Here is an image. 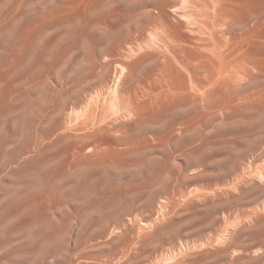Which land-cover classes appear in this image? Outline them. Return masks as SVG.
I'll return each instance as SVG.
<instances>
[{
    "label": "rangeland",
    "instance_id": "1",
    "mask_svg": "<svg viewBox=\"0 0 264 264\" xmlns=\"http://www.w3.org/2000/svg\"><path fill=\"white\" fill-rule=\"evenodd\" d=\"M0 264H264V0H0Z\"/></svg>",
    "mask_w": 264,
    "mask_h": 264
},
{
    "label": "bare ground",
    "instance_id": "2",
    "mask_svg": "<svg viewBox=\"0 0 264 264\" xmlns=\"http://www.w3.org/2000/svg\"><path fill=\"white\" fill-rule=\"evenodd\" d=\"M223 53H224V52H222V53L219 55L220 63L217 64V66H218L219 68L217 69L216 73L219 75V77H216L215 75H213L212 69L209 70V77H208L207 82H209L208 84H209L210 86H211V84H213V86H214V85L216 86V87L214 86L215 88H213V86H212L213 89L210 87V90H209V91H210V92H211V91H212V92L214 91V92L209 94V91H208V92L205 93L206 95H204V93H203L202 96L210 97V96H212V94H216L215 96L217 97V96L219 95V94L217 95V93H219L218 91H220L221 89L224 90V89L222 88V87H223V84H224V87H225V85L228 87V86H230V83L233 82V84H234V81H235V83L237 82V80H235V77H236V76L234 77L233 75H226V74H225V72H226V70H227V67H226V66H227V63H224V64H223V62H225V61L227 60V58H228L227 56H229L230 54H227V55H226V54L224 53L225 56L227 57V58L225 59V58H224L225 56H224ZM223 56H224V57H223ZM223 58H224V59H223ZM238 58H239V57H237V59H238ZM234 61H236V60L234 59L232 62L234 63ZM235 63H237V61H236ZM235 63H234V64H235ZM222 64H223V65H222ZM229 66H230V64H229ZM243 66H244V65H243ZM161 67H162V66H161ZM210 67H211V66H210ZM240 67H242V66H240ZM240 67L238 66V68H240ZM247 68H248V67H247ZM163 70H164V69H163ZM206 70H207V69H206ZM166 71H167V70H166ZM168 71H169V70H168ZM233 72H234V71H233ZM246 72H247V71H246ZM236 73H237V72H236ZM247 73H248V72H247ZM233 77H234V78H233ZM233 79H234V80H233ZM227 82H228V83L230 82V83L228 84ZM203 83H205V82H203ZM225 83H226V84H225ZM233 84H231L232 87H233ZM237 84H238V82H237ZM241 85H242V84H241ZM196 87H197V86H196ZM234 87H235L236 90L239 88L238 86L236 87V85H234ZM241 87H242V86H241ZM228 88H229V90L231 91V87H228ZM228 88H227V89H228ZM243 88H244V86H243ZM196 89H197V88H195V90H196ZM211 89H212V90H211ZM240 89H241V88H240ZM229 90H226V91L229 92ZM236 90H235V91H236ZM241 90H243V89H241ZM215 91H216L217 93H216ZM232 92H233V88H232ZM238 92H239V91H238ZM249 92H250V91H249ZM220 93H221V95H219V96H223V95H225V94L222 95L223 91H222V92L220 91ZM226 93H227V92H226ZM229 93H230V92H229ZM254 93H255V95L257 94L256 92H254ZM208 94H209V96H208ZM227 94H228V93H227ZM230 94H235V97H236V98H235L234 96L228 94L229 97H230V99L227 100V101H230V102H231L232 99H234V100L238 99V98H237L238 95L236 96V93L233 92V93H230ZM250 94H251V93H250ZM194 95H195V94H194ZM213 96H214V95H213ZM231 96H232L233 98H232ZM250 96H251V95H250ZM186 97H188V96H186ZM223 97H225V98L228 99L227 96H223ZM223 97H222V98H223ZM243 97H244V96H243ZM254 97H255V96H254ZM258 97H259V96H258ZM114 98H115L116 101H117V97L114 96ZM231 98H232V99H231ZM244 98H245V97H244ZM244 98H240V99H244ZM248 98H249V97H248ZM190 99H191V98H190ZM190 99H189V100H190ZM120 100H121V99H120ZM208 100H210V99H208ZM217 100H219V99H217ZM217 100H216V101H217ZM221 100H222V99H220V103H219V101H217V102L219 103L218 107H219V106H220V107H221V106L223 107V104H222V103H224V101L221 102ZM223 100H224V99H223ZM225 100H226V99H225ZM238 100H239V99H238ZM246 100H247V99H246ZM246 100H244V101H243L244 103H243V102H242V103H243V104L247 103ZM248 100H249V99H248ZM254 100H255V99H254ZM114 101H115V100H114ZM116 101H115V102H116ZM206 101H207V100H206ZM206 101H205V102H206ZM210 101H211V100H210ZM216 101H213L211 107H212V108L215 107L214 109L219 110L220 108L217 107V104H214V102L216 103ZM232 101H233V100H232ZM240 101H241V100H240ZM118 102H119V101H118ZM124 102H125V100H124ZM191 102H192V101H191ZM198 102H199V101H198ZM230 102H228L229 104L225 106V103H226V101H225V103H224V108L228 107L227 109H230L229 111H232V112H233V110H231V109L234 108V107L237 106V105H235V103L232 102V103L234 104V105L232 104V106H234V107H232ZM235 102H236V101H235ZM112 103H114V102H112ZM195 103H196V102H195ZM237 103H238V102H237ZM253 103H254V102H253ZM253 103H252V104H253ZM116 104H117V102H116ZM119 104H121V106H122V104H123V106L125 107V106H128L127 104H129V102L125 104V103H122V101H120V103H118V105H119ZM124 104H125V105H124ZM196 104L198 105V103H196ZM210 104H211V102H210ZM220 104H221V105H220ZM239 104H240V106H241V103H240V102H239ZM239 104H238V106H239ZM243 104H242V106H243ZM250 104H251V103H250ZM250 104H249V105H250ZM254 104H256V103H254ZM118 105H116L117 108H119ZM194 105H195V104H194ZM197 105H196V106H197ZM213 105H216V106L213 107ZM123 106H122V110H123V108H124ZM229 106H230V107H229ZM238 106L236 107V110H237L238 113H239V110H241V107H242V106H241L240 108H239ZM244 106H245V105H244ZM114 107H115V105L113 106V108H114ZM216 107H217V108H216ZM222 107H221V109H224V108H222ZM248 107H249V106H248ZM250 107H251V106H250ZM91 108H92V107H91ZM209 108H210V105H209ZM237 108H238V109H237ZM245 108H246V107H245ZM214 109H212V110L214 111ZM234 109H235V108H234ZM92 110H94V108H93ZM119 110H120V109H119ZM210 110H211V108H210ZM225 110H226V109H225ZM236 110H235V111H236ZM220 111H221V110H220ZM235 111H234V112H235ZM89 112H92V111H89ZM201 112H202V111H201ZM206 112H207V110H206ZM215 112H216V111H215ZM215 112H214V113H215ZM207 113H208V112H207ZM235 113H236V112H235ZM240 113H241V112H240ZM199 114H201V113H198L197 116H201V115H199ZM215 116H216V114H215ZM215 116H214V117H215ZM216 117H217V116H216ZM216 117H215V118H216ZM192 118H193V117H192ZM192 118H191V119H192ZM195 120H196V119H195ZM190 121H191V120H190ZM198 121H199V120H198ZM198 121H197V122H198ZM190 123H191V122H190ZM195 125H197V123H196ZM193 128H194V127H193ZM197 128H198V126H197ZM195 129H196V128H195ZM122 143H123V142H122ZM124 143H125V142H124ZM124 143H123V145H122V144L120 145L119 142H118L117 144H115V145H118V146L120 147V149H119V147L117 146V148H118V149H117V153H118V154H115V153H116V148H114V150H115L114 152H113V150H111L113 153H110V148H109L108 146H107L106 148H107V150H108V148H109V150H108V151L105 150L106 148L104 147V148L102 149V153H104L103 151H106V153L108 154V158H110V157H109V153H110V155H111V154H112V155L114 154L113 156L118 155V156L115 157L116 160H117V157H118V160H119L120 164H122L121 162L123 161L124 165H126V164H127L126 161L123 160L122 157L119 158V155H120V153L122 152V150H124L125 152H127V151L129 150L128 148L131 149V146H130V144H127V145L130 146V147H129V146L127 147V145L125 144L126 148L128 149V150L126 151V148H125V149H124V148L122 149V147L124 146ZM113 144H114V143H113ZM115 145H113V147H115ZM125 146H124V147H125ZM110 147H111V146H110ZM113 147H111V149H112ZM97 148H99V147H97ZM132 148L134 149L133 146H132ZM100 150H101V149H100ZM100 150H98V151L100 152ZM118 150H119V151H118ZM131 150H132V149H131ZM131 150H129V151H131ZM108 152H109V153H108ZM125 152H124V154H123V152H122V156H123V155L126 156V155L128 154V152H127V154L125 155ZM97 153H98V152H97ZM100 154H101V152H100ZM104 154H105V153H104ZM107 154H106V155H107ZM102 155H103V154H102ZM120 156H121V155H120ZM100 157H101V156H100ZM104 158H105V157H104ZM113 158H114V157H113ZM113 158L111 159L112 161H113ZM123 158H124V157H123ZM120 159H121L122 161H121ZM88 160H89V159H88ZM101 160H102V159H101ZM101 160H96V161H98V164L101 163L100 165H102V166H104V162H105V166H106V167L108 166L109 168H110V165H108V164L112 163V165H111V170L117 168L118 165H119L120 167H123V166H124L123 164L120 165L119 163H116V162H118V161H115V160H114L115 163H113L114 161H113V162H112V161L110 162V160H109V159L107 160V158H106V160H105V159L102 160V161H101ZM100 161H101V162H100ZM102 162H103V164H102ZM106 162H107V163H106ZM108 162H109V163H108ZM95 164H96V163H95ZM106 164H107V165H106ZM116 164H117V166H116ZM114 165H115L116 167L113 168L112 166H114ZM127 165H128V164H127ZM129 165H130V164H129ZM124 167H125V166H124ZM124 167H123V168H124ZM109 168H108V169H109ZM123 174H124V173H123ZM130 250H131V248H130ZM123 251H124V250H123ZM123 251H121V253H123ZM125 251H126V249H125ZM125 251H124V253H123L124 255H125ZM126 254H127V253H126ZM112 257H113V256H112ZM110 258H111V257H110ZM113 258H114V257H113ZM113 258H111V259H113ZM115 260H116V259H115Z\"/></svg>",
    "mask_w": 264,
    "mask_h": 264
}]
</instances>
